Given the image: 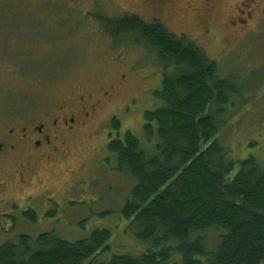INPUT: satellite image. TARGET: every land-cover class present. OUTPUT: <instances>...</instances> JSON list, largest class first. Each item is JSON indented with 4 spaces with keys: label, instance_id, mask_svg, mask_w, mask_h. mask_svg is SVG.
Masks as SVG:
<instances>
[{
    "label": "rangeland",
    "instance_id": "obj_1",
    "mask_svg": "<svg viewBox=\"0 0 264 264\" xmlns=\"http://www.w3.org/2000/svg\"><path fill=\"white\" fill-rule=\"evenodd\" d=\"M112 1L131 14H143L140 2ZM195 4L197 0H178L172 8L175 19L170 29L196 42L216 60L220 76L231 79L240 93L232 96L226 113L217 118L219 145L235 162L254 157L264 168V26L254 36L239 32L237 46L228 49L223 44L228 31L218 28L213 36H207L206 23L192 10ZM7 5V58L0 67V106L6 114L27 113L21 111L33 105L46 109L50 102L73 99L81 90L95 97L108 92L112 103L87 122L82 144L71 151L70 144L60 156L44 161L23 190L9 191L15 200L0 207V246L8 241L16 243L23 234L36 238L54 231L60 239L77 242L97 229H107L112 233L109 251L99 262L108 263L114 256L144 255L153 248L151 242L137 239L132 224L122 215L135 181L117 170V158L109 153L108 144L111 137L124 138L131 132L150 151L145 113L162 106L154 92L162 89L165 76L157 53L138 35H86L82 29L58 23L41 4L33 9L13 2ZM120 9L106 12L120 17ZM227 15L226 10L217 12L214 19L218 24L213 28L225 24ZM126 77L128 81L122 82ZM114 119L121 123L119 132L113 126ZM44 193L49 198H39ZM29 207L38 212L36 223L24 214ZM49 211L57 216L48 218ZM223 233L213 229L202 234L209 251L217 249Z\"/></svg>",
    "mask_w": 264,
    "mask_h": 264
},
{
    "label": "trees",
    "instance_id": "obj_2",
    "mask_svg": "<svg viewBox=\"0 0 264 264\" xmlns=\"http://www.w3.org/2000/svg\"><path fill=\"white\" fill-rule=\"evenodd\" d=\"M111 25L117 38L138 35L165 68L162 89L154 92L162 106L145 113L150 151L131 132L108 144L117 170L135 181L123 218L153 248L107 263L98 259L109 251L110 230L97 229L77 242L54 231L23 234L0 246V264H264V168L254 157L235 162L217 140V118L240 94L236 86L186 36L130 15ZM113 126L121 130L119 120ZM37 213L26 215L36 223ZM213 229L224 235L211 252L202 234Z\"/></svg>",
    "mask_w": 264,
    "mask_h": 264
},
{
    "label": "flooded vegetation",
    "instance_id": "obj_3",
    "mask_svg": "<svg viewBox=\"0 0 264 264\" xmlns=\"http://www.w3.org/2000/svg\"><path fill=\"white\" fill-rule=\"evenodd\" d=\"M129 1L143 4V14H131L128 9L125 11L114 5L112 0H0V67L7 58L4 48L8 31L4 14L8 2L32 9L41 4L55 15L54 19L61 25L74 26L82 29V33L95 37L117 38L111 24L128 15L136 16L147 24L158 23L174 33L170 29V23L175 19L172 8L178 0H124ZM107 9H120L123 15L119 17L113 13L109 14ZM192 10L197 11L198 15H201V21L206 23L207 36H213L218 28L228 31V40L226 44L223 43L228 49L237 46L239 32L245 36H254L264 26V0H197ZM223 10L228 13V20L222 26L216 25L214 29L213 25L218 24L214 16ZM127 81L126 77L122 82ZM50 103L52 104L46 109H41L42 105H33L21 111L27 113L20 114H6L0 106V207L10 200H15L10 197L9 191L27 187L38 174V168L44 161L60 156L70 144V151L77 144H82L87 122L102 113L112 100L108 92L95 97L81 90L73 99H59ZM110 117L111 115L107 118ZM39 198L49 197L44 193ZM15 209H19V206ZM30 212L37 213L29 207L24 214Z\"/></svg>",
    "mask_w": 264,
    "mask_h": 264
},
{
    "label": "bare ground",
    "instance_id": "obj_4",
    "mask_svg": "<svg viewBox=\"0 0 264 264\" xmlns=\"http://www.w3.org/2000/svg\"><path fill=\"white\" fill-rule=\"evenodd\" d=\"M112 26V25H111ZM140 173V172H139Z\"/></svg>",
    "mask_w": 264,
    "mask_h": 264
}]
</instances>
